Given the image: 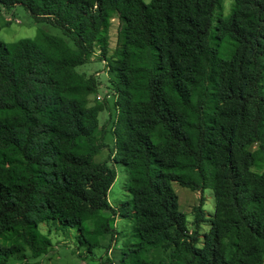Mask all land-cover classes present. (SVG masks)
Listing matches in <instances>:
<instances>
[{"label": "trees", "instance_id": "16d2710c", "mask_svg": "<svg viewBox=\"0 0 264 264\" xmlns=\"http://www.w3.org/2000/svg\"><path fill=\"white\" fill-rule=\"evenodd\" d=\"M222 1L0 0L61 31L0 39V264L43 252L49 222L91 250L116 215L137 237L118 264H264V0L216 14ZM94 53L114 93L101 161L104 103H88L98 82L76 69ZM112 162L130 195L116 209ZM172 182L200 193L191 230Z\"/></svg>", "mask_w": 264, "mask_h": 264}, {"label": "rangeland", "instance_id": "374dc122", "mask_svg": "<svg viewBox=\"0 0 264 264\" xmlns=\"http://www.w3.org/2000/svg\"><path fill=\"white\" fill-rule=\"evenodd\" d=\"M145 2L149 0H144ZM233 0H223L216 9V14L225 15L230 11ZM117 20H112L109 30V51L114 46ZM38 30L45 31L52 35H61L58 27L43 21L36 20L26 7L16 4L13 6H3L0 4V39L4 42H15L23 38H32ZM104 59L98 58L97 53L91 56L90 60L78 66L77 71L86 74H93L96 77L98 86L96 92L88 98L89 104L104 103V108L98 112L97 119L99 126H105L103 141L106 147L101 149L95 156V161H101L108 155V150L113 146V135L111 133V121L115 110L113 107L114 93L109 85L107 70ZM114 63V61H112ZM255 144L251 148H255ZM111 164V162L109 161ZM115 178L107 192L109 205L116 209L120 204L128 203L130 195L127 191V171L122 164L113 163ZM171 186L178 197L179 209L186 214L188 229L191 230V220L193 206H196L200 193L190 190L172 182ZM204 201L202 208L207 214V218L213 212L214 198L211 189L207 188L202 193ZM103 215H109V211H103ZM113 233L104 234L99 238V246L88 250L86 245L79 243L77 232L74 228H58L54 224H40L36 235L38 244L44 240L50 245L37 255L26 249L24 258L17 256L9 257L5 264H118L120 250L126 244L136 242V235L132 223L127 218L119 215L114 216L111 221ZM86 228L92 227V221L85 223ZM209 228V223L204 222L199 228L203 233ZM115 235V236H114Z\"/></svg>", "mask_w": 264, "mask_h": 264}, {"label": "built area", "instance_id": "2783aa9c", "mask_svg": "<svg viewBox=\"0 0 264 264\" xmlns=\"http://www.w3.org/2000/svg\"><path fill=\"white\" fill-rule=\"evenodd\" d=\"M104 63H106V62L104 61Z\"/></svg>", "mask_w": 264, "mask_h": 264}]
</instances>
